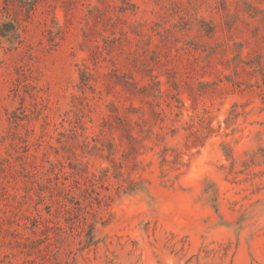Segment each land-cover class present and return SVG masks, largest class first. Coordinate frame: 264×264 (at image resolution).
<instances>
[{"label": "rangeland", "instance_id": "obj_1", "mask_svg": "<svg viewBox=\"0 0 264 264\" xmlns=\"http://www.w3.org/2000/svg\"><path fill=\"white\" fill-rule=\"evenodd\" d=\"M0 264H264V0H0Z\"/></svg>", "mask_w": 264, "mask_h": 264}]
</instances>
